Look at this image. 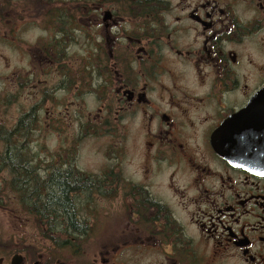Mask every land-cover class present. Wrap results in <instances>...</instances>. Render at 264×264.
Returning a JSON list of instances; mask_svg holds the SVG:
<instances>
[{
  "label": "flooded vegetation",
  "instance_id": "1",
  "mask_svg": "<svg viewBox=\"0 0 264 264\" xmlns=\"http://www.w3.org/2000/svg\"><path fill=\"white\" fill-rule=\"evenodd\" d=\"M71 1L0 0L1 43L28 52L6 97L39 99L0 131L35 113L29 144L47 102L73 94L79 139L113 147L89 171L32 157L43 180L86 185L74 220H44L71 231L0 241V264H264V0ZM61 250L73 260L51 261Z\"/></svg>",
  "mask_w": 264,
  "mask_h": 264
},
{
  "label": "rangeland",
  "instance_id": "2",
  "mask_svg": "<svg viewBox=\"0 0 264 264\" xmlns=\"http://www.w3.org/2000/svg\"><path fill=\"white\" fill-rule=\"evenodd\" d=\"M65 2L66 7H68V3L73 1L65 0ZM52 33L53 30H50L49 34L46 31V35L48 34L47 38H51ZM37 36V33L32 35L24 33L21 35V38L28 42H33ZM73 50L68 58H71L75 62L80 52ZM26 53L28 52H23L21 49L15 50L13 47L2 44L0 41V124L5 122L7 125H10L13 115L16 113L20 115L21 111L29 109L32 104L39 101V99L35 98L37 93L34 92L32 85H29L28 89L18 87V95L14 101H12V98L6 97L7 92L11 91V86L15 82L14 77L19 74H22L20 76H24L28 73ZM53 69L54 74L49 77V80L56 79V76L60 73L57 66H53ZM74 98L73 94H65L63 102H60V99L55 101L53 99L47 102V109L49 108L48 114L44 115L43 119L41 114L38 116V119L43 124L37 123L35 127H32V131L29 134L30 152L36 155L39 161L49 158L52 162L63 158L71 162L76 161L78 166L86 171L95 170L96 167L105 163V153L109 147H113V143H109L107 136L86 135L82 140L79 139L80 133L75 126L76 124L78 125V122H75V112L70 107L73 106ZM82 104H85L84 100ZM93 109L90 108L87 111H93ZM53 111L60 114L53 115ZM67 111H70V114ZM63 113L65 114L63 115ZM2 119L4 121H1ZM2 193L5 195L4 191ZM14 198L15 196L13 195L9 199L6 197L3 200L0 197V241L11 240L13 242L14 237L24 238L30 234L34 238H38L40 230L35 226L34 215L28 214L23 210L19 201L17 202ZM7 243L9 244V242ZM1 252L4 254V251ZM12 253L13 247L8 251V256L10 257ZM57 257H71V260H73V255L68 254L66 250L58 251L55 254V258H51V261ZM85 260L86 257L80 259L81 262ZM50 264H53V262ZM74 264H76L75 259Z\"/></svg>",
  "mask_w": 264,
  "mask_h": 264
},
{
  "label": "trees",
  "instance_id": "3",
  "mask_svg": "<svg viewBox=\"0 0 264 264\" xmlns=\"http://www.w3.org/2000/svg\"><path fill=\"white\" fill-rule=\"evenodd\" d=\"M36 114L21 116L17 124V132L1 127L0 139L4 140L0 148V163L14 171L13 179L0 180V197L9 199L11 195L19 201L20 206L28 214H33L35 226L43 231L59 230L71 231L69 228H54L44 226L46 214L50 216L61 213L64 217L73 219V204L76 197L71 193L76 192L86 185L74 173L55 175L43 180L35 171L38 167L30 164L32 157L37 156L30 152L27 133L30 131L29 121L35 119ZM18 133L15 140L13 136ZM67 171V170H66ZM62 172V171H61ZM72 174V175H71ZM76 176V177H75ZM4 191L5 195L2 193ZM74 220V219H73Z\"/></svg>",
  "mask_w": 264,
  "mask_h": 264
},
{
  "label": "water",
  "instance_id": "4",
  "mask_svg": "<svg viewBox=\"0 0 264 264\" xmlns=\"http://www.w3.org/2000/svg\"><path fill=\"white\" fill-rule=\"evenodd\" d=\"M246 110H247V111H245L244 113H245V114H249V113H250V107H248ZM36 264H38V262H37Z\"/></svg>",
  "mask_w": 264,
  "mask_h": 264
}]
</instances>
